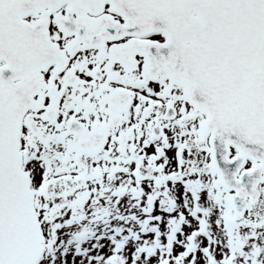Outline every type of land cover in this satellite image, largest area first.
Here are the masks:
<instances>
[{"label": "snow or ice", "instance_id": "6c2138e0", "mask_svg": "<svg viewBox=\"0 0 264 264\" xmlns=\"http://www.w3.org/2000/svg\"><path fill=\"white\" fill-rule=\"evenodd\" d=\"M0 264H264V0H0Z\"/></svg>", "mask_w": 264, "mask_h": 264}]
</instances>
